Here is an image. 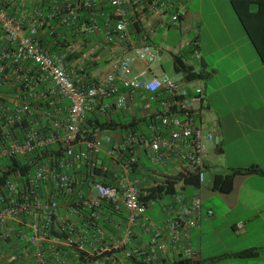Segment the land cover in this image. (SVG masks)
<instances>
[{
  "label": "built area",
  "instance_id": "1",
  "mask_svg": "<svg viewBox=\"0 0 264 264\" xmlns=\"http://www.w3.org/2000/svg\"><path fill=\"white\" fill-rule=\"evenodd\" d=\"M107 1L114 8L116 20L115 28L107 30V39L113 42L117 36L124 40L129 26L128 9L123 0ZM190 1L145 0L144 8L153 14L166 16L168 27L176 28ZM92 6L93 3L87 1L77 9ZM77 9L71 13L73 21L78 20ZM0 27L12 47L11 51H0V85L11 81L14 76L25 83L24 88H19V97L5 99L11 107L0 106V165L6 157L26 156L38 148L57 145L64 150L61 163H53V167L49 163H37L35 173L26 180L17 176L1 188L0 246L3 241L13 237L27 242L33 250L32 264H71L62 259L65 246L74 248L77 261L72 264H83L80 261L84 253L89 255L86 257L88 264H118L111 250H123L130 261L136 256H143L148 264L153 262L156 254H169L173 249H182L186 259H192L195 254L190 247V233L198 226L202 216L201 199L194 196L183 204L185 196L175 194L172 197L178 208L171 205L170 217L163 224H157L148 217V204L142 199L146 191L128 181L127 175L139 160L136 146L140 145L148 150L154 164H177L179 173L195 174L200 183L204 181L207 144L215 142V135L206 123L207 110L202 89L199 86L189 89L168 75L149 78L150 67L162 60V52L148 44L135 47L132 54L121 59L113 72L104 78L87 83L83 77L75 78L69 71L66 55L52 53L43 47L35 37L37 26L26 29L17 18L9 15L1 3ZM99 31L100 26L95 20L82 29L88 36ZM189 45L200 60L198 42L192 41ZM137 61L146 65L139 73L134 69ZM29 64L39 70L40 83L45 85V91H36L32 86ZM122 90L149 93L151 99L158 103V110L153 109L150 114L154 118L147 125L149 134L131 133L119 141L122 153L128 157L123 162L124 174L114 184L95 182L94 196L91 192L78 190L79 179L69 171L73 165L86 166L92 173L97 169L107 171L96 162L97 157L105 141L113 147L117 143L111 137L85 138V112L97 99L113 96H119L118 108H126V96ZM43 93H48L50 102L39 109L35 103L43 97ZM80 145L84 148L77 150ZM73 160L83 163H71ZM104 205L115 211L124 207L131 223L141 222L152 233L148 247L128 250V236L111 250L95 245L88 252L87 236L75 238L72 228L57 222L59 211L65 209L82 218L87 227L93 230L94 239H99L103 231L98 219ZM53 229L61 235L68 233V237L54 238ZM2 255L0 248V258ZM93 257L94 260L91 259Z\"/></svg>",
  "mask_w": 264,
  "mask_h": 264
},
{
  "label": "crops",
  "instance_id": "2",
  "mask_svg": "<svg viewBox=\"0 0 264 264\" xmlns=\"http://www.w3.org/2000/svg\"><path fill=\"white\" fill-rule=\"evenodd\" d=\"M87 1H91L93 6L84 9L81 20L73 21L71 17L73 10ZM123 1L128 9V33L126 39L121 40L116 36L113 42L107 39V30L115 28L116 20L114 16L103 12L104 5L105 9L108 8L107 0H0V3L9 15L17 18L26 29L30 30L33 26H37L35 37L43 47L48 51L56 49V52L52 53H61L70 58L66 62L69 71L75 78L83 77L87 83L98 81L113 72L115 65L121 59L131 55L135 47L143 44L151 45L162 52L160 70L163 74H157L151 66L149 78L166 75L164 68L168 61L166 54H169L174 62L175 56L188 50L189 44L195 39L198 40V46L201 48L199 35L193 38L190 35L201 24L200 9L196 6L210 0L190 1L186 6L184 21L176 28L168 27L169 20L166 16L146 10L145 0ZM231 1L227 0V4L232 7ZM92 20L98 23L100 31L88 36L82 32V29ZM167 30H176L173 33L179 35V40ZM160 32L163 33V38L159 41ZM7 45L0 27V51L5 50ZM200 60L207 65L203 56ZM145 68L144 63L138 61L135 63L136 73ZM245 72V77L255 86V74L264 84V63L257 66L254 72L250 70ZM192 83H196L195 87H200L199 82L192 81ZM121 92L126 96V108H118L119 96L97 99L86 109L85 127L91 128V125L97 121L113 125L140 122L150 117L153 109L158 110V103L153 101L147 92L129 93L125 90ZM258 95L263 96L260 90ZM208 109L209 106L206 107L205 119L209 130L215 135V142L212 143L223 145L230 136L231 159L227 163H213L206 152L207 169L200 187H185L183 183L177 186L176 194L185 196L183 204L194 196H198L202 201L201 219L198 226L190 233V247L195 254L190 260L197 264H264V111H254L245 107V112L232 113L236 127L240 130V134H237L230 126H224L219 120L212 118ZM131 133L120 130V126L112 131H94L95 137L103 139L111 137L117 144L113 147L111 143L105 141L97 157L96 162L107 171L97 169L92 173L86 166H72L69 173L79 179L78 190L91 192L96 196L93 187L95 182L114 184L120 180L124 174L123 162L128 157L122 153L119 141ZM141 133L149 134L144 122H140L135 134ZM239 141L242 142L241 149L237 146ZM231 143L235 146H231ZM83 148L80 145L77 150ZM136 152L139 160L127 176L128 181L135 183L143 192L164 183L167 177L179 173L177 164H154L149 158L148 150L140 145L136 146ZM71 163L83 162L73 160ZM253 166H257L262 172L236 174L234 187L230 193L219 192L213 188L216 175L227 176L234 169H249ZM173 204L172 196L151 202L148 204V217L157 224H163L170 217V207ZM174 207L177 209V204H174ZM57 222L61 226L66 224L70 229L72 228L75 238L87 236L88 252H91V248L95 245L108 247L111 250L128 236H130L128 250L146 249L152 239V233L148 232L141 222L136 224L130 222L129 213L124 207L119 211L107 205L102 207L98 225L102 228L103 235L99 239H94L93 230L87 227L82 218L70 214L65 209L59 211ZM0 248L3 253L0 264H32L33 250L27 242L13 237L3 241ZM63 249L65 256L62 259H65V262L72 264L77 261L74 248L65 246ZM250 249L256 250L248 256L239 255ZM110 252L117 258L118 264H133L124 256L123 250ZM86 257L89 255L84 253L80 262L88 264ZM91 259L94 260V257ZM180 259H186L182 249L179 251L173 249L169 254H156L152 264H173Z\"/></svg>",
  "mask_w": 264,
  "mask_h": 264
},
{
  "label": "rangeland",
  "instance_id": "3",
  "mask_svg": "<svg viewBox=\"0 0 264 264\" xmlns=\"http://www.w3.org/2000/svg\"><path fill=\"white\" fill-rule=\"evenodd\" d=\"M196 8L200 9L201 24L190 37L199 35L201 42L199 55L204 57V62L208 66L205 67V64L193 53H190L185 61L188 65H193L196 71L204 69L208 74L207 77L196 82H199L203 91L205 106H209L210 116L240 134L232 113L245 112V107L254 111H264V84L257 74L254 76L257 87L245 77V70L254 72L262 62L232 7L227 4V0L206 1ZM169 32L179 40V35L173 33L176 30ZM159 36L160 41L163 33L160 32ZM166 57L168 61L164 65L165 74L183 86L195 88L196 83L189 82L183 73L175 70L169 54H166ZM160 63L155 62L152 65L159 75L163 74ZM258 90L263 94L262 97L258 95ZM230 142L229 136L223 145L208 144V158L213 163L229 162ZM231 146H235L234 143H231ZM237 146L241 149L242 142L239 141Z\"/></svg>",
  "mask_w": 264,
  "mask_h": 264
},
{
  "label": "trees",
  "instance_id": "4",
  "mask_svg": "<svg viewBox=\"0 0 264 264\" xmlns=\"http://www.w3.org/2000/svg\"><path fill=\"white\" fill-rule=\"evenodd\" d=\"M133 1V0H131ZM232 8L237 15L241 25L254 46L260 60L264 63V0H232L231 1ZM105 9V5L103 7V12L109 13L113 16L114 8L107 4ZM87 9L82 7L77 11L78 20L83 18V11ZM88 12V11H87ZM184 21V15H181L179 20V25ZM91 21H88L86 24H89ZM78 23V22H77ZM194 41H197L195 39ZM7 51H11L12 47L10 44L6 47ZM50 52H56V49ZM193 53V48L190 47L181 55H176L174 58L175 70L178 73H183L185 78L189 81H199L207 77V72L203 69L201 71H196L193 65H188L184 59L190 54ZM70 58L66 57V62ZM207 67V65H205ZM29 72V80L32 81V86L34 89L39 92L45 91V85H42L40 82V72L32 64L28 66ZM7 71L10 72L9 68ZM17 83L16 85H13ZM38 83L37 86L35 84ZM25 87V83L23 80H18L16 76H14L11 81L6 84L0 85V106L11 107L8 101L5 99L19 97V88L22 89ZM48 93H43V97H41L37 103H35L36 107L42 109L44 106L48 105L50 100L48 99ZM66 105V104H62ZM154 116H150L146 119L140 120V122H144V124L148 125ZM140 122H131L129 124L122 125H113L108 122H99L97 121L91 128H86L83 125L84 136L88 139H93L95 137L94 131H112L115 130L118 126H120V130L122 131H130L132 133H136L138 128L140 127ZM64 158V150L57 145H51L43 148H38L34 152L26 155H15L6 157L0 165V191L1 188L8 185L9 182H12L17 176L19 179L26 180L30 174L35 173V165L37 163H49L50 167H53V163H61ZM262 172L257 166H253L249 169H234L230 175L223 176L221 174L216 175L214 179L213 188L216 191L230 193L234 187V177L236 174L242 173H250V172ZM183 183L185 187H193L199 188L201 183L199 178L195 174H184L178 173L175 176H169L166 178L165 182L162 184H158L152 188L146 190V195L142 197L143 201L147 204L151 202L159 201L165 197L174 196L177 193L178 184ZM64 197H61L63 199ZM52 235L54 238L65 239L68 237V233L59 234L56 230L53 229ZM256 249H250L247 251H243L239 253L240 256H248L253 254ZM133 264H148L145 262V257L136 256L133 258ZM152 264V263H150ZM173 264H197L195 261L190 259H180Z\"/></svg>",
  "mask_w": 264,
  "mask_h": 264
}]
</instances>
